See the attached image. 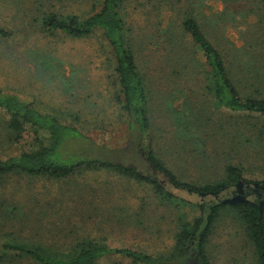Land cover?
Instances as JSON below:
<instances>
[{
  "label": "rangeland",
  "instance_id": "rangeland-1",
  "mask_svg": "<svg viewBox=\"0 0 264 264\" xmlns=\"http://www.w3.org/2000/svg\"><path fill=\"white\" fill-rule=\"evenodd\" d=\"M93 4L94 0H0V26L9 33L0 35V91L57 116L88 137L87 143L73 142L74 149L151 173L142 155L145 140L130 131L123 115L108 42L100 32L77 38L42 28L45 12L86 16ZM119 11L122 38L131 44L145 80L148 134L155 156L191 183L223 180L231 165L241 169V181L251 188V183L264 186V113L232 110L216 99L205 58L182 28L186 16L197 18L223 56L241 97L263 99L264 4L123 0ZM8 120L0 109V159L38 146L40 138L28 130L16 140ZM157 178L168 181V176ZM169 188L187 201L201 202L197 194ZM235 189L230 186L214 198L229 205L263 199L255 193L232 195ZM197 208L164 201L150 184L110 169L62 178L10 173L0 178V244L13 238L62 252L86 239L159 254L169 250L177 225L194 218ZM233 213L222 211L207 255L213 264H257ZM14 258L18 259L4 264H36ZM123 262L111 256L99 264Z\"/></svg>",
  "mask_w": 264,
  "mask_h": 264
},
{
  "label": "trees",
  "instance_id": "trees-1",
  "mask_svg": "<svg viewBox=\"0 0 264 264\" xmlns=\"http://www.w3.org/2000/svg\"><path fill=\"white\" fill-rule=\"evenodd\" d=\"M122 1L94 0L92 10L86 16L45 12L42 17V28L45 31H60L77 38L100 32L108 42L122 97L123 115L127 117L126 120L132 127L130 131H137V137L145 140L142 155L151 173H145L136 166L122 162L94 157L87 153V149L83 151L74 149L75 142L84 140L83 142L87 143L88 137L83 136L75 127L61 122L57 116L43 114L34 104L22 101L16 96L3 95L0 91V109L9 115L7 125L15 133V139H20L28 130L40 135L38 146L0 159V178L10 173L62 178L83 170L110 169L127 178L150 184L164 201L195 204L198 213L191 220L182 219L179 222L173 234L172 246L159 254L129 247H108L86 239L77 241L62 252H56L41 245L9 238L10 240L0 244V264L18 259L14 258L15 256L36 264H99L102 259L111 256L126 260L118 264H213L206 249L214 225L220 220L223 210L234 212L233 219L243 228L246 238L253 246L256 263L264 264V201L256 204L239 201L229 205L214 198L230 186H236V183L243 179L241 169L228 165L226 166L228 175L225 179L195 184L179 179L155 156L148 134L150 123L145 108V80L136 63L131 44L122 38L124 22L119 11ZM259 1L264 4V0ZM182 28L205 58L216 99L232 110L263 114L264 98L241 97L223 56L204 34L197 18L186 16L182 21ZM0 35L9 33L0 26ZM66 140L72 144L65 146ZM136 145L138 146V143ZM157 174L168 176V181L158 179ZM169 187L197 194L202 198L201 202L178 197ZM207 197H212V201H207Z\"/></svg>",
  "mask_w": 264,
  "mask_h": 264
},
{
  "label": "flooded vegetation",
  "instance_id": "flooded-vegetation-1",
  "mask_svg": "<svg viewBox=\"0 0 264 264\" xmlns=\"http://www.w3.org/2000/svg\"><path fill=\"white\" fill-rule=\"evenodd\" d=\"M252 184V188L249 186V183L246 182V181H241V183L237 184L235 186V191L234 193L232 192L231 194H236V195H239L240 197L241 196H249L251 193H255L256 195L258 196H263V199L260 200L261 198L258 197V199H256L257 201H255V204L258 202L260 203L261 201H264V186H261V185H254V183H251Z\"/></svg>",
  "mask_w": 264,
  "mask_h": 264
},
{
  "label": "water",
  "instance_id": "water-1",
  "mask_svg": "<svg viewBox=\"0 0 264 264\" xmlns=\"http://www.w3.org/2000/svg\"><path fill=\"white\" fill-rule=\"evenodd\" d=\"M254 185H258L257 183H254ZM237 201V200H236ZM236 201H233V203H235ZM239 201H247V200H239ZM239 201H237V202H239ZM221 202H223V203H226L227 201H225V200H221Z\"/></svg>",
  "mask_w": 264,
  "mask_h": 264
}]
</instances>
